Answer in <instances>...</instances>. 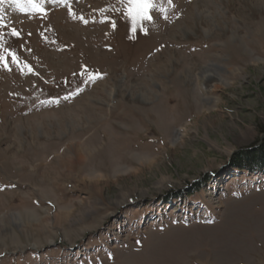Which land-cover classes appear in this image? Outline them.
<instances>
[{"label":"rangeland","instance_id":"374dc122","mask_svg":"<svg viewBox=\"0 0 264 264\" xmlns=\"http://www.w3.org/2000/svg\"><path fill=\"white\" fill-rule=\"evenodd\" d=\"M200 1L0 6V264H264V0Z\"/></svg>","mask_w":264,"mask_h":264},{"label":"snow or ice","instance_id":"6c2138e0","mask_svg":"<svg viewBox=\"0 0 264 264\" xmlns=\"http://www.w3.org/2000/svg\"><path fill=\"white\" fill-rule=\"evenodd\" d=\"M11 3L15 5L17 8H19L21 11L25 10L21 4V0H0V6ZM27 3L31 4L33 8H38L39 10L43 11L42 8H40L39 4L36 2V0H27ZM168 3L171 4L172 0H168ZM156 7V0H128V7L127 12L129 17L133 21V31H135V25L142 21H151L152 15L151 10ZM73 16L76 14L74 12H71ZM79 19L83 20L84 18L81 16ZM87 21H85L86 23ZM3 18L0 17V27H3ZM113 28H115V24L113 23ZM12 35L19 37L20 33L17 31V29L12 28L11 29ZM0 48H3V44H0ZM4 53H7V56L11 57V60L13 63H19V57L14 53L9 51L7 48H3ZM0 61L4 62V66L8 67L6 57L4 55H0ZM28 71H31V68H28ZM90 79L95 80L96 76H89ZM82 91V90H80ZM67 99V97H65Z\"/></svg>","mask_w":264,"mask_h":264},{"label":"bare ground","instance_id":"6f19581e","mask_svg":"<svg viewBox=\"0 0 264 264\" xmlns=\"http://www.w3.org/2000/svg\"><path fill=\"white\" fill-rule=\"evenodd\" d=\"M207 0H201L200 1V3L202 4V6H201V9L200 10H202L203 8H207V2H206ZM229 2V1H228ZM207 11H210V10H207ZM200 12V11H199ZM203 12H206V11H203ZM202 12V13H203ZM208 14H209V12L206 14L207 16H208ZM211 14V13H210ZM209 14V15H210ZM203 15L202 14H198V16L196 17V24H197V29L198 30H190L191 31V33L193 34V33H196L197 31H199V26H201L203 23H204V19H203V17H202ZM206 16V17H207ZM205 18V17H204ZM206 21V20H205ZM212 21V20H211ZM62 28H64L65 29V27L64 26H61ZM181 30V29H180ZM193 31V32H192ZM183 33V36H184V38H186V37H188V36H190V32H188V33H184V32H182ZM186 36V37H185ZM205 72V71H204ZM212 73V72H211ZM214 75H212V76H206V74L204 73L203 74V76H201V78H202V82H203V90L206 92V98H207V96H209V94H211L213 91H215L220 85H222V81H221V79H215V77H213ZM217 77V76H216ZM208 83H210V84H208ZM207 100V99H206ZM79 158H80V155H79ZM82 158V157H81ZM77 159V158H76ZM80 160H82V159H80ZM82 162V161H81ZM80 162V163H81ZM70 220V216L68 215V214H66V215H63L62 216V218H60L59 219V222L60 223H66L67 221H69Z\"/></svg>","mask_w":264,"mask_h":264},{"label":"trees","instance_id":"16d2710c","mask_svg":"<svg viewBox=\"0 0 264 264\" xmlns=\"http://www.w3.org/2000/svg\"><path fill=\"white\" fill-rule=\"evenodd\" d=\"M261 129H262V132L264 133V126H263ZM255 147H256V148H257V147H261V148L263 147L261 150H259V154L262 153V155L259 156L258 160H261L262 158H264V139H263L259 144H257ZM255 147H254V148H255ZM252 149H253V148H252ZM249 150H251V149L242 150V151L238 152L239 154H240V153H244V155H242L241 158H238V160H239L238 163H240V165L242 164L243 161H246V159L251 158V157L249 156L251 153L248 154V151H249ZM257 152H258V151H257ZM255 153H256V152H255ZM255 164H257V166H259V167H264L263 164L261 165L260 162L255 163Z\"/></svg>","mask_w":264,"mask_h":264},{"label":"water","instance_id":"95a60500","mask_svg":"<svg viewBox=\"0 0 264 264\" xmlns=\"http://www.w3.org/2000/svg\"><path fill=\"white\" fill-rule=\"evenodd\" d=\"M263 139H264V137L262 138V140H263ZM262 140H261V141H262ZM261 141H260V142H261ZM260 142H259V143H260ZM259 143H258V144H259Z\"/></svg>","mask_w":264,"mask_h":264}]
</instances>
